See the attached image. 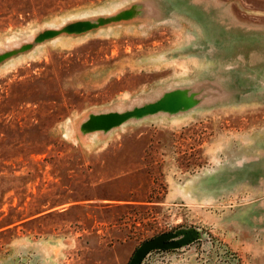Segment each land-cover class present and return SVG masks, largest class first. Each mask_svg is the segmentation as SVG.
I'll list each match as a JSON object with an SVG mask.
<instances>
[{
  "label": "rangeland",
  "instance_id": "1",
  "mask_svg": "<svg viewBox=\"0 0 264 264\" xmlns=\"http://www.w3.org/2000/svg\"><path fill=\"white\" fill-rule=\"evenodd\" d=\"M131 1L0 0V264H264V0Z\"/></svg>",
  "mask_w": 264,
  "mask_h": 264
},
{
  "label": "crops",
  "instance_id": "2",
  "mask_svg": "<svg viewBox=\"0 0 264 264\" xmlns=\"http://www.w3.org/2000/svg\"><path fill=\"white\" fill-rule=\"evenodd\" d=\"M163 10L159 5H155L149 0H133L118 9L111 11V15H99L96 19H78L69 25H66L62 30L73 35H77L83 32H87L94 29H100L104 33H107V29L113 24H125L134 23L147 19V17H152L156 12H161ZM64 26V25H63ZM109 27V28H107ZM57 32V30H55ZM53 32V31H52ZM93 116L89 117L88 120L92 121ZM250 165L248 173L245 175L238 176L236 181L240 182L242 180H248L249 182L254 180V185H256V180H263L264 184V152L262 155L253 157L248 160V163H244L243 166ZM261 170V172H260ZM259 173V174H258ZM254 218V217H253Z\"/></svg>",
  "mask_w": 264,
  "mask_h": 264
},
{
  "label": "water",
  "instance_id": "3",
  "mask_svg": "<svg viewBox=\"0 0 264 264\" xmlns=\"http://www.w3.org/2000/svg\"><path fill=\"white\" fill-rule=\"evenodd\" d=\"M182 236L176 237L175 231H164L143 240L133 251L127 264H138L147 251L157 247H171L185 241L189 232L182 231Z\"/></svg>",
  "mask_w": 264,
  "mask_h": 264
}]
</instances>
